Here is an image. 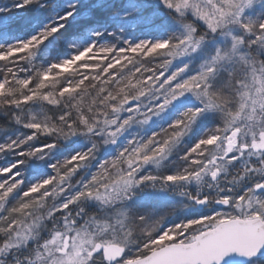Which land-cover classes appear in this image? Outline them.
<instances>
[{"label":"snow or ice","instance_id":"obj_1","mask_svg":"<svg viewBox=\"0 0 264 264\" xmlns=\"http://www.w3.org/2000/svg\"><path fill=\"white\" fill-rule=\"evenodd\" d=\"M0 264H264V0H0Z\"/></svg>","mask_w":264,"mask_h":264}]
</instances>
